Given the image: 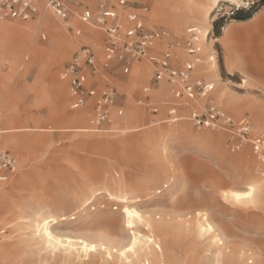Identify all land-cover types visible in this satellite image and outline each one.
<instances>
[{"label":"rangeland","instance_id":"1","mask_svg":"<svg viewBox=\"0 0 264 264\" xmlns=\"http://www.w3.org/2000/svg\"><path fill=\"white\" fill-rule=\"evenodd\" d=\"M143 1L148 6L146 27L168 33L159 51L172 45L178 58L175 66L196 61L193 79L214 84L209 99H174L171 85L154 79L156 69L145 58L130 59L128 72L124 60L103 67L106 35L78 18L73 23L80 34L50 10L44 18L41 9L28 20L0 19L17 23L22 31V35L0 32V145L20 161L17 173L0 182V249L7 237L22 252L0 264L57 263L64 252L34 235L35 221L48 215L57 216L51 230L63 239L99 244V239L108 238L125 244L137 231L143 241L149 236L154 243L160 240L167 257L174 256L178 264H264V197L247 203L231 194L245 190L249 174L262 177L251 143L233 149L225 130L196 126L190 120L194 109L212 100L235 121L249 118L250 136L264 128V0ZM207 9V35L201 54L193 57L185 48L187 30L203 25ZM185 17L196 19L195 23L179 27ZM62 34L76 44L65 52ZM83 45L93 49L98 59L87 86L98 91L108 86L116 95L102 131L92 130L93 98L83 107L71 108L68 84L60 78ZM215 62L212 70L218 81L200 68ZM58 84L61 94L56 91ZM7 98L16 113L12 121L5 117ZM176 100L182 101L179 119L171 121L168 110ZM133 108L142 112V121L129 119ZM79 111L86 113L87 123L81 121ZM115 117L122 120L114 124ZM8 126L22 129L4 133ZM8 136L21 138L23 147L9 145ZM124 186L136 196L131 206L144 218L136 219L132 228L126 226L116 196ZM203 220L213 230L201 235L197 224ZM108 247L97 246L98 259L107 250L116 258L114 246ZM69 258L63 264H79L75 256ZM129 258L131 264H142V257Z\"/></svg>","mask_w":264,"mask_h":264},{"label":"built area","instance_id":"2","mask_svg":"<svg viewBox=\"0 0 264 264\" xmlns=\"http://www.w3.org/2000/svg\"><path fill=\"white\" fill-rule=\"evenodd\" d=\"M89 4L88 0H0V19L28 20L39 13L40 6L49 9L65 23L69 22L70 17L76 16L80 21L105 33L104 52L107 62L145 58L155 66L156 79H166L170 83L175 99H209L214 84L203 78L193 79L196 61L188 60L183 66H175L177 58L170 44L164 51H156L157 43L168 36V33L166 30H150L146 27L145 13L148 6L143 0H97L95 11ZM70 26L77 34L81 33L77 27L68 25ZM187 33L186 52L195 57L202 50L204 30L193 26L188 28ZM129 69V66H125L124 71L128 72ZM90 70H97V57L93 49L83 45L61 70L60 77L68 83L72 108L83 107L88 104L89 98L94 99L91 125L92 130L100 131L109 119L116 95L114 89L108 86L100 91L87 87ZM118 112L122 115L123 109ZM169 115L174 121L179 119L176 107L169 110ZM190 120L196 126L225 130L233 149H239L247 142L251 143L257 161V173L264 177V128L250 136L252 125L249 118L242 117L235 121L212 100L206 101L201 109H194ZM19 166L18 157L0 147V182L8 181L17 173ZM2 232L0 231V242Z\"/></svg>","mask_w":264,"mask_h":264},{"label":"bare ground","instance_id":"3","mask_svg":"<svg viewBox=\"0 0 264 264\" xmlns=\"http://www.w3.org/2000/svg\"><path fill=\"white\" fill-rule=\"evenodd\" d=\"M43 9H44V11L42 14V18H44L48 15H51L49 9H47L45 7ZM208 12H209V10L207 9L203 13L204 22H203V25H201V27H200L204 30V36L202 38V46L204 45L203 40L207 35L208 26H206L204 24H205ZM185 18H184L185 21L182 19L184 21L183 23L178 24L179 27H184L185 26L184 24L195 23L196 19H194V18L190 19L188 17H185ZM66 24L68 25L69 22H66L65 25ZM0 32H4L7 35H11L14 33L16 35H22L21 34L22 31L18 27L17 23L0 22ZM74 45H76V44H74L72 42V40L68 36H66V34L61 35V48H62L63 52L67 51L70 47H72ZM201 52L202 51H200V54H201ZM202 54H205V52ZM216 66H217V63L215 62L211 67L200 65V68L203 69L209 75H212V77H214V79H217V76H218V75H216L217 73L212 70V68H215L214 70H216ZM212 71H213V73H212ZM217 81H218V79H217ZM58 85H59L60 90L62 91L61 85L60 84H58ZM9 104H10V99L7 98L5 101V104H4L5 105V117L7 120L12 121V120H15L14 115H16V113L10 108ZM78 115H79V118L81 119V121L86 122V113L79 111ZM129 119L130 120H136L134 110H132V112L129 113ZM121 120L122 119H118L115 117V119L112 121L114 124H118ZM21 129H22V127L8 126V128H6L4 133L20 131ZM82 129L87 130L88 128L85 127ZM86 130H84V131H86ZM184 130H186V128ZM205 136H206L205 138H207V139L210 138V135H205ZM151 137L149 139H151ZM6 139H7V143L16 149L19 147H23V143H22L23 141L19 137L8 136V138H6ZM125 183L127 184V182H125ZM130 190H131V188H130ZM116 192H118L116 196L122 202V208H123L126 226L128 227L129 223H131L135 227L136 219H139L142 221L144 220L143 215L138 211V209L135 208L133 205L131 206V204H133V201L136 198V196L130 195L129 189L126 186L122 187V189H120L119 191H116ZM232 192H231V194H233L234 199L237 201H244L247 203L248 202L249 203L256 202L259 200V198L264 197V177H258L255 174H249V176L246 178L245 190L234 191L233 193ZM247 193H251V195L250 196L246 195ZM111 195H112V193H111ZM237 196H239L240 199H237ZM83 207H84V205H83ZM125 209H129L131 211L132 215L129 216L128 213L125 212ZM39 213H38V215H39ZM44 215H46V213ZM50 218H53V219H50ZM45 221H47L46 225H45ZM51 221H54V223L57 222V216L55 217L54 215H48V216H44L41 220H39V219L36 220L35 221L36 232L34 235L38 236L37 238H39V240H40L39 242L44 243L46 245H49L58 251L64 252L63 253L64 255L63 254L58 255L59 258H58V261H56L57 263H55V264H63L64 262L66 263L65 260L66 259L70 260L69 257H73V256L78 258L79 264H131V259L129 258L131 256L137 260H139L140 257H142V264H178V261L176 260V258L174 256L171 255L169 258L167 257L166 252L164 251V249L160 243L161 242L160 240H159V242L154 243L155 239H153L152 236L151 237L149 236V238L147 237L148 239H146V240L144 239V241H143V239L141 238V234H140L141 232L140 233L137 231H136L137 233L133 232V235L129 237V239L126 241L125 244H121L116 240L108 239V238H107L108 240L107 239H103V240L99 239V244H96L94 242H90L88 239L79 238L78 240H75L71 237H66L63 239V238L59 237V235L58 236L55 235L54 232L51 230L52 229L50 226ZM148 226L150 227V224H148ZM161 227H160V229H161ZM197 227H198L199 233L201 235H204L205 233L211 232L213 230V227L207 222V220H203L201 222H198ZM89 230H91V229H89ZM102 236H104V235H102ZM107 237H109V236H107ZM113 237L115 238V236H113ZM6 239H7V237H4L3 244H2V247L0 249V261H2V260H14V258H16L17 256H19V257L21 256L19 253H22L19 251L20 250V248H18L19 246H16V244L14 245V243H12ZM133 240H135V246L134 247L132 245ZM79 243L81 245H79ZM218 243L221 245L223 244L220 242L219 239H218ZM116 244L118 247H116ZM151 244H153V248H154L153 250H151V247H150ZM85 245H87V251L85 250ZM108 245L114 246L112 248H115V250L118 252L116 258H114L112 256L111 252L108 251L110 248V247H108ZM97 246H100L101 249H104V250L108 249L107 254L105 253L106 254L105 257H101L100 259H98L99 257H97V253H96V252H98ZM93 247L95 248L94 251L92 250ZM129 247L133 248V250L131 252L126 251V249ZM121 253H123V255H121ZM218 253H220V251ZM232 260L233 259L231 258L230 261L232 262ZM218 261H219V259H218ZM227 261H229V260L227 259ZM249 263L251 264L252 261H250ZM44 264H46V263H44Z\"/></svg>","mask_w":264,"mask_h":264},{"label":"crops","instance_id":"4","mask_svg":"<svg viewBox=\"0 0 264 264\" xmlns=\"http://www.w3.org/2000/svg\"><path fill=\"white\" fill-rule=\"evenodd\" d=\"M89 1V5L91 6V8L93 9V11H95V8H96V5H97V0H88ZM44 7L43 6H40V10L41 9H43ZM54 15V14H53ZM55 16V15H54ZM146 14H145V19H146ZM75 18H78V17H76V16H72V18L70 19V21H69V24L68 25H73V26H75V27H77L74 23H73V20L75 19ZM67 24H66V26H68ZM99 30V29H98ZM157 30H160V29H157ZM101 31V30H100ZM103 32V31H102ZM104 33V32H103ZM105 34V33H104ZM43 37H44V35H43ZM106 38V37H105ZM161 41H163V40H161ZM161 41H159L158 43H157V47H156V51H159V49H158V45L160 44V43H162ZM104 44H105V42H104ZM165 50V49H164ZM163 50V51H164ZM104 51H105V45H104ZM103 51V52H104ZM95 52V51H94ZM159 52H162V51H159ZM96 54V53H95ZM97 57V56H96ZM177 58V57H176ZM178 59V58H177ZM176 59V60H177ZM176 60H175V62H176ZM129 61H130V59L127 61L128 63L126 64V66H129ZM174 62V63H175ZM97 63H98V59H97ZM109 63L110 62H107L106 61V59H105V52H104V55H103V57H102V64H103V67H108L109 66ZM154 66V65H153ZM183 66V65H182ZM155 67V66H154ZM91 71V70H90ZM90 71L88 72V75H89V73H90ZM61 78V77H60ZM157 82H160L159 80H157L156 79V77L154 78ZM166 80V79H165ZM167 81V80H166ZM168 82V81H167ZM169 83V82H168ZM68 84V83H67ZM170 84V83H169ZM87 87H94V86H92V85H89V86H87ZM56 91H57V93L58 94H61L62 93V91L60 90V88H59V85L58 86H56ZM68 91H69V89H68ZM172 93H173V91H172ZM173 97H174V95H173ZM69 99H70V103L72 104V98H71V96H70V93H69ZM175 99V98H174ZM205 99V98H204ZM89 100H90V98H89ZM182 104V101H180V102H178L177 103V100L175 101V102H173V104H171V108H173V107H176V109H179V106ZM92 106H93V112H94V99H93V104H92ZM71 108H72V106H71ZM171 108H169V110L171 109ZM119 109H121V108H119ZM118 109V110H119ZM118 110H117V112H118ZM133 110H134V113H135V119L136 120H138V121H142V118H143V114H142V112L140 111V110H137V109H134L133 108ZM169 110H168V114H169ZM155 111H157V109L155 110ZM113 115H114V112L112 113ZM118 114H119V112H118ZM120 115V114H119ZM67 116H70V115H67ZM115 116V115H114ZM170 116V115H169ZM116 118H118V117H116ZM119 119V118H118ZM92 120V119H91ZM112 121V120H111ZM153 121L155 122V120L153 119ZM152 121V122H153ZM164 121H170V119H165ZM171 121H174V120H172L171 119ZM104 128H102V130H103ZM102 130H100V131H102ZM2 133V132H1ZM0 133V134H1ZM0 147H2L1 145H0ZM3 148V147H2ZM5 149V148H4ZM7 150H9V149H7ZM9 151H11V150H9ZM12 152V151H11ZM13 154H15L14 152H12ZM16 155V154H15ZM17 156V155H16ZM18 157V156H17ZM19 159V158H18Z\"/></svg>","mask_w":264,"mask_h":264},{"label":"snow or ice","instance_id":"5","mask_svg":"<svg viewBox=\"0 0 264 264\" xmlns=\"http://www.w3.org/2000/svg\"><path fill=\"white\" fill-rule=\"evenodd\" d=\"M246 195H251V193H247ZM237 199H240V197L239 196H237ZM125 212L126 213H128V215L129 216H131L132 215V213H131V211L129 210V209H125ZM47 224V221H45V225ZM128 227L129 228H132L133 227V225L131 224V223H129V225H128ZM132 245H133V247L135 246V240H133L132 241ZM85 250L87 251V245H85ZM93 251L95 250V248L93 247V249H92ZM133 250V248L132 247H129V248H127L126 249V251H129V252H131ZM121 255H123V253H121Z\"/></svg>","mask_w":264,"mask_h":264}]
</instances>
